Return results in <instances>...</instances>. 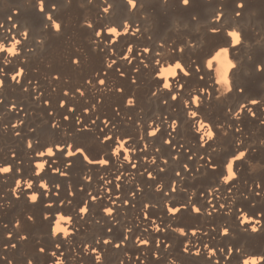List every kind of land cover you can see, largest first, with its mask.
I'll use <instances>...</instances> for the list:
<instances>
[{"label":"bare ground","instance_id":"1","mask_svg":"<svg viewBox=\"0 0 264 264\" xmlns=\"http://www.w3.org/2000/svg\"><path fill=\"white\" fill-rule=\"evenodd\" d=\"M45 2L48 7L45 12H40L36 0H31L30 4L27 0H0V22L3 24L0 28V40H10L13 33L19 36L25 27L29 29V38L20 46L22 52L13 58L12 64L4 66L2 58L5 54L0 53V67H4L6 73L16 71L18 66L25 68V73L19 82L13 81L10 75H4V87L0 90V98H2L0 163L13 166L11 173L0 174V203L5 205L0 208V264H8V260H13L14 264H27L29 258H32L35 264H52L55 260L51 255L53 250L57 255L64 253L66 264H73V257H75L74 264H97L95 253L84 251V246L89 243L104 254L103 264H120L121 260H124V264H142L145 260L147 264H167L169 257L177 258L182 264H215L217 259L220 264H240L243 258L240 253L233 251L230 258L226 256L229 245H232L233 249L243 245L244 252L248 254H264V226L257 233L244 231L245 228H250V225L241 226L238 219L241 207L251 215L250 220L253 219L252 216L264 213V169L251 173L246 163V159L264 163V145L260 144V140L264 139V123H261L264 120V102L254 106L249 105L256 112L255 117L245 109L242 118L237 121L227 112L229 107L235 111L245 100L264 101V68L260 67L264 65V0H243L242 7H238L240 0H190L189 5H184L182 0H137L135 9L131 8L127 0H108L113 6L108 14L102 11V7L105 6L104 0H91V2L45 0ZM53 4H57L58 9L53 10L51 7ZM14 9L19 11L14 13ZM217 10L223 11L222 20L211 21V18L219 20L218 15L214 16ZM47 12H53V17L62 22L60 32L53 29L57 21L53 20L51 25V21L46 19ZM237 12L240 13L239 16L236 15ZM9 16L12 17L11 20ZM86 18L92 19V27L83 24ZM124 20L131 23L133 31L139 24L140 32L133 35L130 29L129 33L122 34L111 45L105 44V41L112 38L110 34L102 33V39L96 36L97 30L105 25L118 26L122 30ZM14 24L16 27H13ZM45 24L49 25L47 29L44 28ZM234 25H239L242 29V43L238 28H229L227 35L223 30ZM222 26L220 31L219 27ZM8 29H11V32ZM40 36L44 37L43 46L37 43V38ZM118 36L119 29L113 38ZM229 37H231V45H237L232 49H230ZM173 38L177 39L174 48L181 43H188L189 47L184 48L183 53L178 51L173 53L171 59H182L190 66L191 71L190 76L180 77L185 88L172 90L181 92V96L175 101L172 100V91L169 90H164L155 96L152 94L162 83L160 78H154L158 70V66L154 63L157 59L156 53L163 50L159 41L164 39L165 43H168ZM243 41H247L246 44ZM130 44L134 46L132 56L135 59L131 63L127 59H119L116 64L108 68L106 58L116 59L117 54L124 56ZM143 47H150L151 51L142 53ZM29 48L34 50L30 52ZM213 50L215 54L208 60V66L214 70L217 91H213V98L210 101L207 100V94H204L205 104L200 108L203 112L201 114L192 107L193 103L201 104L203 98L199 93L188 101H183V98L188 96L193 86L209 84L207 74L203 79L200 77L201 73L196 71V64L203 61ZM24 56L28 58L26 62L22 59ZM75 57H79V64L73 62ZM144 60L150 67L144 66ZM137 66H139L138 72L135 70ZM163 67L175 68L176 64L169 61L162 65L161 71ZM180 68H184V65L181 64ZM121 71L125 73L124 76L120 75ZM57 74L59 78H54ZM133 76L136 77L135 82ZM101 78L105 79V85L98 83ZM89 79L96 84L97 89L111 87L115 81L116 88H123V91H96L88 83ZM165 82L171 84L173 78L166 77ZM253 86L256 90L252 88ZM78 88L84 89L85 95L81 96L77 92ZM231 90L232 92L229 93ZM204 91L208 90L204 89ZM227 93L229 95L226 97ZM130 96H135L134 106L126 105V100ZM215 96L225 98L218 101ZM165 100L167 103H164ZM61 101L66 103L61 106ZM186 102L188 109L184 106ZM12 104L16 107L10 108ZM93 104L97 105L95 109L92 108ZM73 106L74 110H72ZM85 109L89 111L85 112ZM251 110L248 108V111ZM193 113L198 117L194 122L188 119ZM157 114H159L157 123L162 126L161 131L156 136H150L149 121L155 120ZM66 116L68 119H65ZM78 117L83 118L80 123L77 122ZM57 119L60 121L58 128L53 127V122ZM172 119L180 121V126L174 133L168 127ZM16 120H23V124L13 127ZM106 120L110 123L106 124ZM210 120L214 124L227 122L233 127L230 131L225 129L223 135L218 133L215 141L201 147L199 136L192 126L200 132L201 139L206 142L207 139H211L204 137L206 130H211L213 136H216L213 125L209 123ZM138 122L144 125V140L140 139ZM201 123L205 125L204 128L199 127ZM4 125H8L6 131ZM84 125L91 127L85 128ZM238 126L242 128L240 132L236 131ZM251 131L257 135L252 140L247 137ZM17 132L20 134L16 135ZM109 133H112V138L102 143L103 138ZM170 133H172L171 137ZM117 136H131L130 143L137 145L138 151L133 155V159L138 161L136 168H132L131 163H125L121 168L116 162L111 150L117 143ZM30 138L38 141L32 148L27 146ZM169 138L171 143H165ZM238 140L244 144L237 147ZM145 141L151 147L149 150L141 151ZM69 142H74L75 146H84L93 159H99L101 155L107 153L105 158L110 160V164L107 166L89 164L83 159L82 154L67 157L66 149L63 152L57 149V156L47 157L49 165L44 173L40 176L34 175L35 161L45 159V157H37L35 155L37 151L44 150L50 144L66 145ZM213 144H216L215 150L211 149ZM249 144L251 148L248 157L237 162V166L240 167L238 181L220 185L221 195L209 194L207 189L219 184L227 164L239 159V156L231 155L248 147ZM123 155L124 153L121 152V157ZM152 155L157 157L156 164H149L143 159L144 156ZM177 155L178 158H174ZM208 156H212V163L218 165L216 170L209 167ZM165 157L168 161L166 164L163 160ZM69 161L72 162L71 165L65 168L69 173L68 176H61L51 171L52 167L63 168ZM40 162L47 163L46 160ZM185 164L189 165L188 169L184 168ZM18 168L22 171L17 172ZM161 168L164 171H161ZM144 169L153 172L155 179L149 178L148 172ZM121 172L134 173L135 179L132 183H128L129 177L125 175L117 181L115 177ZM177 172L180 173L179 176ZM86 173L92 176L91 181L83 178ZM104 174L112 180L108 185L111 191L102 187L104 180L101 176ZM20 177L31 178L35 184L33 189H24L22 185L21 194L17 198L11 189ZM41 179L48 180L50 192L39 186ZM161 181L165 187L158 192L156 185ZM173 181L178 182L175 192L172 191ZM57 183L61 185L60 189L55 187ZM117 183L121 184L119 189L116 188ZM69 184L72 185L71 192H74V195L70 194ZM137 184L142 186V191L137 188ZM232 184L238 185L232 191V194L237 196V200L231 205L232 212L229 215L228 208H221L220 205L229 204L231 195L228 194V189ZM193 189L196 190L193 203L200 205L204 211L195 214L189 205L175 216L170 215L164 202L171 199L173 206L187 204ZM31 191L40 193L35 203H31L28 199V193ZM165 192L169 194L165 195ZM201 192L204 193L203 196ZM93 195L98 199L93 201L91 199ZM223 196H227V199H223ZM68 200H71L72 204H68ZM113 200L116 201L115 204ZM125 200L129 202L125 204ZM50 201L52 206L47 207ZM61 201L64 203L61 204ZM85 201L88 202L90 211L87 214H80L77 210ZM149 202L153 207L149 208V216L146 218L142 210L145 203ZM250 202H254L256 208L250 209ZM108 206L115 208L112 216H108L103 211ZM213 206L217 211L208 215L207 209ZM58 211H63L66 216L72 214L75 220L73 227H77L78 230L71 235V244L62 234L55 239L51 235L55 213ZM45 212H52L53 216L45 219L43 216ZM29 213L35 217L34 221L28 220ZM192 214L195 218H199V224L196 220H182L184 215ZM152 217H156L165 228L172 223L174 226H184L186 229L199 227L203 231L197 236H191L190 232L188 236H181L172 229L157 232L151 228ZM18 218L22 221L20 230L15 228V221ZM258 218L264 219V217ZM222 225L230 227L229 235H221ZM62 227H68V224L62 222ZM128 227L132 228V232L127 233L128 238L125 240ZM253 227L255 228L256 224H253ZM8 232L13 233L12 237H6L5 234ZM22 232L27 233V240H19ZM108 236L112 237V242L105 244L104 239ZM137 236H146L151 243L138 245ZM98 238L99 243H97ZM157 238L163 241L159 247L156 244ZM189 238L192 240L191 249H194L198 242L202 248L201 255L197 256L193 251L187 254L183 252L184 243ZM122 240L125 243L116 247ZM168 242H171L170 248L166 247ZM57 243L61 248L56 249ZM205 243H210V246L217 249L216 256L211 258L207 256V251L203 250ZM13 244L16 245L15 248L12 247ZM5 245L8 247L5 248ZM41 246L45 248L43 253L39 251ZM220 247L225 249L224 253L219 251ZM156 252L160 253L159 258L155 257ZM125 253H130L131 259Z\"/></svg>","mask_w":264,"mask_h":264},{"label":"clouds","instance_id":"2","mask_svg":"<svg viewBox=\"0 0 264 264\" xmlns=\"http://www.w3.org/2000/svg\"><path fill=\"white\" fill-rule=\"evenodd\" d=\"M27 2L30 4L31 0H27ZM36 2H37L38 10L40 12H45V7H44L45 0H36ZM69 2H70V0H69ZM89 2H91V0H89ZM127 2L131 6L132 9L136 8L137 0H127ZM182 2H185V0H182ZM104 4H107V7H102V11H103V13L108 14L109 10L112 8V6L108 2V0H104ZM242 6H243V0H240V3L238 4V7H242ZM52 9L56 10L57 6L55 4H53ZM18 11H19V9H14V13H16ZM217 15L219 16V20H214V19L211 18V21L220 22L222 20V17L224 16V13H223L222 10H217L216 15H214V16H217ZM236 15L239 16L240 13L237 12ZM11 19H12V17L9 16V20H11ZM46 19L48 21H51V25H52L53 20L57 21L58 23H57L56 27L53 28V29L56 32H60L61 21H59V20H57V19H55L53 17V12H47L46 13ZM85 21H92L91 18L84 19L83 24L88 26V27H92L93 26V21L91 23H87ZM197 21H199V20H197ZM123 24H124V26H123L122 30L118 26L105 25L103 28L97 30L96 36L97 37H101V39H102L103 37L101 36V33L106 32V33L110 34L112 38H111L110 41L109 40L105 41V44L106 45H111V44H114L118 40V38L121 37L122 34L129 33L130 29H132V34L133 35H135L136 33L140 32L139 24H137V26L134 28L135 31H133L132 25H131V23L128 20H124ZM2 27H3V24H2V22H0V28H2ZM13 27H16V25L14 24ZM48 27H49L48 24L44 25L45 29H47ZM219 28H220V31H222L223 26L219 27ZM229 28H238L239 29V31H240V40H241V43H242L243 37H242V29H241V27L239 25H234L232 27L224 28L223 30L226 32V35H227V30ZM118 29H119V36L117 38H113L114 34L117 33ZM8 31L11 32V29H8ZM211 32L212 33H217V31H211ZM28 38H29V29L27 27H25L23 29V31L20 32L19 36H17L15 33H13L12 34V38L10 40H6V39L0 40V53H4L5 54L3 56V58H2V64L4 66H8V65L12 64L13 63V58L17 57V56H19L21 54L22 48L20 46ZM229 38H230V42H229L230 49H232V48H234L237 45H231V37H229ZM243 42L246 44L247 41H243ZM37 43H39L41 46H43L44 37L43 36L38 37L37 38ZM94 43H97V42L94 41ZM176 44H177V39L176 38H173L168 43H165L164 39H161L159 41L160 48H162L163 50H159L156 53L157 59H155L154 63H155V65L158 66V70L155 72L154 78H160L162 80V83L158 87H156L154 89V91L152 93L153 96L161 93L164 90L172 91L174 88L175 89H184L185 88V84L182 83L180 77L181 76L188 77V76L191 75L190 66H188L182 59H179V58H177L175 60L171 59L173 53H175L177 51L180 52V53H183L184 52V48L189 47V44L188 43H181V44L178 45L177 48H174L173 45H176ZM133 47L134 46L131 45V44L128 45L126 54L124 56H119L117 54V58L116 59L106 58L107 67L111 68L114 64L117 63V60H119V59H127V60H129V63H131V61L135 59V57L132 56ZM219 47H222V46H219ZM219 47H217V48H219ZM230 49H229V51H230ZM33 50H34L33 48H29L28 49V51H30V52L33 51ZM215 50L210 52L204 58L203 61H201L200 63L196 64V71L201 73L200 77L203 78V79L206 78L205 74H207V78L209 80V84L207 86H193L191 88L188 96H185L183 98V101H188V100H190L192 98L193 95H195L196 93H199V96L203 98L202 102H201V104L193 103L192 107L196 108L197 111L200 112L201 114H203V112L200 111V108H201L202 105L205 104V96H204V94H207V100L210 101L213 98V91L214 92L217 91L216 86H215L214 70L208 66V60L211 58L212 55L215 54ZM113 51H115V50L113 49ZM150 51H151L150 47L141 48V52L142 53H149ZM230 54H231V52H230ZM22 59L26 62L28 58L26 56H24V57H22ZM78 60H79V57H75L73 62L77 64ZM169 61L171 63L176 64V67L175 68H173V67H163V71H161L162 65L164 63L169 62ZM143 62H144V66L145 67H150V65L148 64V62L146 60H144ZM181 64L184 65V68H182V69L180 68ZM260 67L264 68V65H261ZM178 69H180V70L178 71ZM135 70L138 72L139 71V66H137V68ZM24 73H25V68L23 66H18L17 70L12 72V73H6L5 72V68L4 67H0V90H2L3 87H4V75H10L11 79L13 81L19 82L20 79L22 78V76L24 75ZM97 75H99V73H97ZM120 75L124 76L125 73L121 71ZM166 77H172L173 78V82L171 84L166 83L165 82V78ZM54 78H58V74L56 76H54ZM132 79H133V82L136 81V77L135 76H133ZM88 83L91 84V86H92V88L94 90L100 91V92H108V91H112V90H116V91H120V92L123 91V88H116L115 81H113L111 87H107L106 86V87L99 88V89H97L96 84L93 83L91 79L88 80ZM98 83L100 85H105L106 84L105 79H103V78L99 79ZM204 89H207L208 91H204ZM25 90H27V89H25ZM232 90H233V88H232ZM232 90L229 93H231ZM77 92H79L81 96L85 95V90L84 89L78 88ZM229 93H227L226 97L229 95ZM66 94H67V91H66ZM180 96H181V92L180 91H172L171 98H172L173 101H175ZM37 98H39V97H37ZM223 98H225V97H223ZM223 98L215 96V99L218 100V101L223 99ZM0 102H2V98H0ZM64 103H66V102L65 101H61V106H63ZM164 103H167V100H165ZM135 104H136L135 96H130L129 98H127V100H126V105L127 106H134ZM256 104H261V100H259V99L245 100L244 102H242L240 104V106L235 111H233L232 108L229 107V108H227V112L231 113L232 119L237 120V121H239L242 118V114L244 113L245 109H247V112L251 116L255 117L256 116V112L253 110V107H250L249 105H253L254 106ZM184 106H185L186 109H188V103L187 102L184 103ZM242 106H244V107L242 108ZM15 107H16L15 104L10 105V108H15ZM96 107H97V105H95V104L92 105L93 109H95ZM248 108H251L252 110L248 111ZM72 110H74V106H73ZM88 111H89V109H85V112H88ZM187 117H188V115H187ZM65 119H68V117L66 116ZM82 119H83L82 117H78L77 118V122L80 123L82 121ZM97 119H98V117H97ZM158 119H159V114H157V118L155 120L149 121V133H148V135L156 136L161 131V127L162 126L159 123H157ZM165 119L167 120V117H165ZM188 119L191 120L192 122H194L195 119H198V117L196 116V113H193L191 117H188ZM106 122H107V120H106ZM93 123H95V121H93ZM209 123H211L213 125V128H214V130L216 132V136H213V132L211 130H206L204 132V137L205 138L211 137V139H207L206 142H205V140L201 139L200 132L197 131L195 129V127L192 126L194 132L196 134H198V136H199L201 147L208 146L210 142H213V141H215L217 139L218 133L223 135L225 129H228L230 131L232 129V127H233L232 124L227 123V122H225V123H215L214 124L213 121L210 120ZM226 123H227V127H225ZM261 123H264V120H262ZM21 124H23V120H16L14 122L13 127H17V126H19ZM138 124H139V128H140V139L144 140V131H143L144 125H143V123H140V122H138ZM179 126H180V121L178 119H172L168 123V127L172 130V133H174ZM3 127H4V130L6 131L7 128H8V125H4ZM53 127H56V128L60 127L59 119H57L56 121L53 122ZM84 127L85 128H90V125H84ZM113 127H115V126H113ZM199 127L200 128H204L205 125L203 123H201L199 125ZM241 130H242V128H240L239 126L236 128L237 132H240ZM172 133L169 134L170 137H171ZM19 134H20L19 132L16 133V135H19ZM66 134L70 135V133H66ZM111 138H112V133H109V135L105 136L101 142L103 143L104 141L110 140ZM116 140H117V143L115 144V146L111 150L112 151V155L116 159V162L119 164V166L121 168L124 167L125 163H131L132 168H136L137 164H138V161L133 159V155L138 151V149H137V145L135 143H130V141L132 140V137L131 136H117ZM242 140L244 141V139H242ZM165 143H169L170 144L171 143V139L170 138L166 139ZM32 144H33V140L30 138L27 141L28 148H32ZM243 144H244V142L241 143L240 140L237 141V147H239L240 145H243ZM260 144L264 145V139L260 140ZM73 145H74V142H69L68 143L69 151L66 154L67 157H69V156H71L73 154V152H72ZM150 147H151L150 144L147 141H145L141 151L149 150ZM250 148H251V144H249L248 147L242 148L241 150L236 152L234 155H231V156H239V159L236 160L234 163H228L227 164V169H226V171H224V174L221 175L219 184L216 185V186H213V187H209L207 189V192L209 194L221 195V193H220V185H228V184L232 183L233 181H238V177L240 175V167L237 166V162L241 161V160H245L246 157H248ZM211 149L215 150L216 149V144H213ZM51 150H52V145L50 144L44 150H40L39 152L35 153V155L37 157H44V155L49 153V152H51ZM157 151H159L158 148H157ZM77 152H82L85 155V157H86L85 161L87 163H89V164H99L101 166H107V165L110 164V160L105 158V155L107 153H104L103 155H101V157L99 159H93L92 157L87 155V152L85 151V149L83 147L77 148ZM121 152L124 153V155L122 157H121ZM13 156H15V152H13ZM174 158H178V155H177V157H174ZM143 159L146 162H148L149 164H156V162H157V157L155 155H152L151 157L144 156ZM201 159H203V156L201 157ZM212 159H213L212 156H208L209 167L212 170H216L218 165L216 163H212ZM163 160H164L165 164L168 162L166 157L163 158ZM40 161H45V160L41 159V160H36L35 161V173H34L35 176H40V174L44 173V171H45V165L47 163L40 162ZM53 163H56V161H53ZM225 163H227V162H225ZM246 163H247V165L249 167V171L251 173H255V172H257V171H259L261 169H264V163H261L259 160L253 161L252 159H246ZM70 165H71V161L68 162V165L66 167H69ZM12 168H13V166L11 164L0 163V174L11 173L12 172ZM184 168L188 169L189 165L185 164ZM21 171H22V169H19V168L17 169V172H21ZM90 171L91 170L89 169V172ZM144 171L148 172L149 178L155 179V174L153 172H149L148 169H144ZM161 171H164V169L161 168ZM52 172L53 173H59L61 176H68L69 175V173L67 171H62L60 167H54L52 169ZM125 175H128V177H129V180L127 181L128 183H132V181L135 179V174L131 173V172H129V173L121 172L118 176L115 177V179L117 181H120L121 178L123 176H125ZM177 175L179 176L180 173L177 172ZM83 178L86 181H91L92 180V176L87 174V173L84 175ZM101 179L104 180V184H103L102 187L104 189H107L108 191H111V189L108 188V185L112 183V180L107 178V174L102 175ZM224 181H227V183H225ZM177 183H178L177 181H173V183H172V191L173 192H175L176 189H177ZM34 184H35V181L33 179L20 177V178H18L16 180L15 186H14V188L11 189V191L13 192V194L17 198H19V196L21 194L22 185H23L24 189H33V185ZM39 186L42 187L43 189L49 190V192L51 191L50 185H49V182H48L47 179H41L39 181ZM237 186H238L237 184H232V187H230L228 189V194L231 195V200L229 201V204L226 206L225 204L221 203V205H220L221 208H225V207L228 208V214L229 215L232 212L231 205H234L236 203V200H237V196L232 194L233 188H235ZM257 186L258 187L260 186L259 181L257 182ZM55 187L57 189H60L61 185L59 183H57L55 185ZM120 187H121V184L117 183L116 184V188L119 189ZM164 187H165V185H164L163 181H161L160 183H158L156 185V191L159 192L161 190H164ZM71 188H72V185L69 184L70 194L74 195V192H71ZM137 188L142 191V186L141 185L137 184ZM185 191H187V189H185ZM37 193H39V192L38 191H31L30 193H28V199H29V201L31 203H35V202L38 201V199L40 197V193H39V195H37ZM168 194L169 193L165 192V195H168ZM203 195H204V193L201 192V196H203ZM258 195H259V193H258ZM132 196L133 197L135 196V192L132 193ZM195 196H196V190L193 189L191 191L190 195H189V199H188L187 204H177L175 207H173L171 199L166 200L164 203H165V207L167 208V212L170 215L175 216L177 213L180 212V210L182 208L183 209H187L188 206L191 205L193 213L201 214L204 210L201 208L200 205H198L196 203H193V199L195 198ZM222 198L223 199H227V196H223ZM109 199H111V197H109ZM92 200L93 201L97 200V197L93 195L92 196ZM112 202H113V204L116 203L115 200H113ZM128 202L129 201H127V200L124 201L125 204H127ZM10 203H11V201L8 202V204H10ZM63 203L64 202L61 201V204H63ZM4 206L5 205L3 203H0V208H2ZM46 206L47 207L52 206V202L50 201L48 203V205H46ZM151 207H153V205L150 202L149 203H145L144 208H143L142 211H143L144 216L146 218L149 216L148 210ZM80 211H81L82 214H87L88 213V202L87 201H85L84 205L80 208ZM103 211L108 216H112L113 213L115 212V208L112 207V206H108V207H105L103 209ZM213 211H217L214 208V206H213V208L207 209V214L211 215ZM57 215H58V218H57ZM249 216H251V215H249V213L246 210H244L243 207H241L239 209V217H238V219L240 221L241 226H243L245 224L250 225V228H245L244 231H251L253 233L260 232L261 231V227L264 226V223H259V222L260 221H264V219H260L258 217H264V213H259L258 216H252L253 219H251V220L249 219ZM50 217H51L50 213H47V212L44 213V218L45 219H49ZM72 217H73L72 214L66 216L63 212L56 213L55 220H54V223H53V226H52V231H51V235H52V237L54 239L56 237H58L60 234H62L63 238L67 239L69 244L72 243L70 237H71L72 234H74L78 230L77 227H73ZM27 218L30 221H34L35 220V217L31 213L28 214ZM81 218H83V216ZM62 222L67 223L68 227H62ZM117 223H118V221H117ZM253 224H256L255 228L253 227ZM5 227H7V225H5ZM15 228L17 230H20L22 228V221L19 218L15 221ZM151 228L154 229L157 232H166L168 229H172L175 233H178L181 236H188L189 232L191 233V236H197V234H199V233H201L203 231L199 227H192L191 229H186L184 226H174L172 223H169L167 225V227L165 228V227L161 226V223L157 220L156 217H152ZM109 231H111V229H109ZM145 231H147V229H145ZM230 231H231L230 227L226 226V225H222L221 228H220V232H221L222 236L229 235ZM131 232H132V228L128 227L126 229L125 240H127V238H128L127 237V233H131ZM5 235H6V237L10 238V237H12L13 233L12 232H8ZM27 239H28L27 233H23L22 232L21 235L19 236V240L23 241V240H27ZM99 242H100V240L98 238L97 239V243H99ZM111 242H112V237L111 236H108V237H106L104 239V243L105 244H108V243H111ZM136 242H137L138 245H149L151 243L150 239L148 237H146V236H143V237L142 236H137L136 237ZM123 243H125L124 240L120 241L116 245V247H119L120 244H123ZM161 243H163V241L160 238H157V240H156L157 247H159V245ZM190 245H192L191 238L186 240L185 243H184V246H183V252L184 253L187 254L190 251H193L195 255H197V256L201 255L202 248L199 246L198 242H197V246L194 249H191ZM4 247L7 248L8 245H5ZM12 247L15 248L16 245L13 244ZM166 247L170 248L171 247V242H168ZM59 248H61V245L59 243H57L56 244V249H59ZM203 250L207 251V256L209 258H211L213 256H216L217 249L215 247L210 246V243H205L203 245ZM39 251L41 253H43L45 251V248L43 246H41ZM84 251H85V253H90V252L91 253H95V260H96L97 264H103L104 254L98 248L92 247V245L89 243V244L84 246ZM219 251L221 253H224L225 249L223 247H220ZM233 251H236V252H238V253H240L242 255L243 258H242L240 264H264V254H248V253H245L243 245H241L239 248H235V249H233L232 245H229L228 246V251L226 253V256L230 258L233 255ZM78 254L79 253H77V255ZM51 255L53 257H55V260L52 262V264H66L63 252H61L60 255H57V252L55 250H53L51 252ZM125 255L128 256L129 259H131L130 253H125ZM154 255H155L156 258H159L160 253L156 252V253H154ZM137 258L139 259V255L137 256ZM5 259H7V257H5ZM72 259H73V264H74L75 257H73ZM8 264H14V261L13 260H8ZM27 264H35V262H34V260L32 258H29ZM120 264H124V260H121ZM142 264H147V261L146 260L143 261ZM167 264H182V262L180 260H178L177 258H175V257H169ZM215 264H220L219 259H217L215 261Z\"/></svg>","mask_w":264,"mask_h":264},{"label":"snow or ice","instance_id":"3","mask_svg":"<svg viewBox=\"0 0 264 264\" xmlns=\"http://www.w3.org/2000/svg\"><path fill=\"white\" fill-rule=\"evenodd\" d=\"M184 5H189L190 4V0H185V2H182ZM56 6H57V9H58V5L57 4H55ZM53 5H51V7H52ZM44 7H45V9H46V7H48V5H46V2H45V5H44ZM103 7H107V4H105V6H103ZM113 7V6H112ZM112 9V8H111ZM110 9V10H111ZM110 10H109V12H110ZM62 30V22H61V24H60V31ZM96 34V33H95ZM101 36H102V33H101ZM111 39H109V41H110ZM133 53V52H132ZM80 63V59L77 61V64H79ZM59 78V77H58ZM261 102H264V101H261ZM106 123H110V121H107ZM90 127H91V125H90ZM36 143H38V141H33V144H32V147L34 146V144H36ZM80 147H83L84 149H85V151H86V148L84 147V146H75V145H73V147H72V152H73V154L71 155V156H69V157H75L78 153L79 154H82L83 155V159L85 160L86 159V157H85V155L82 153V152H77V148H80ZM73 148H74V150H73ZM57 149H59L60 151H64L65 149H66V152H65V155L68 153V151H69V147H68V144H52V150H51V152H49V153H47V154H45L44 155V157H45V159L44 160H46L47 161V164L45 165V169H46V167L49 165V160L47 159V157H55V156H57ZM37 152H39V151H37ZM36 152V153H37ZM87 152V155L88 156H90L91 157V155H90V153L88 152V151H86ZM107 156V154L105 155V157ZM107 159V158H106ZM72 163V162H71ZM68 164H65L64 165V167L62 168V167H60L61 168V170L62 171H65V168H67L66 166H67ZM54 167H52L51 168V171H52V169H53ZM12 171H13V168H12ZM23 183V182H22ZM50 185V184H49ZM33 187H34V185H33ZM91 199H92V197H91ZM97 199H98V197H97ZM64 202V201H63ZM67 203L68 204H72V201L71 200H68L67 201ZM49 207H51V206H49ZM173 207H175V206H173ZM80 208L81 207H79L78 208V213H80V214H82L81 213V211H80ZM183 210V208L180 210V212ZM90 211V209H89V205H88V212ZM58 212H63V211H58ZM58 212H56V213H58ZM179 212V213H180ZM47 213H50L51 214V217L53 216V213L52 212H47ZM56 213H55V215H56ZM64 213V212H63ZM178 214V213H177ZM43 216H44V214H43ZM72 223L74 224L75 223V220H73V217H72ZM123 241V240H122ZM55 247H56V245H55Z\"/></svg>","mask_w":264,"mask_h":264},{"label":"rangeland","instance_id":"4","mask_svg":"<svg viewBox=\"0 0 264 264\" xmlns=\"http://www.w3.org/2000/svg\"><path fill=\"white\" fill-rule=\"evenodd\" d=\"M254 90H256V87L255 86H253L252 87ZM257 135H256V133L254 132V131H251V132H249L248 134H247V137L250 139V140H252V139H254L255 137H256ZM249 208L250 209H253V208H256V204L254 203V202H250L249 203ZM240 207H237V209H239ZM258 213V212H257ZM182 220H184V221H191V220H196L197 222V224H199L200 223V220H199V218L197 219V218H195L194 216H193V214L192 215H184L183 217H182Z\"/></svg>","mask_w":264,"mask_h":264}]
</instances>
